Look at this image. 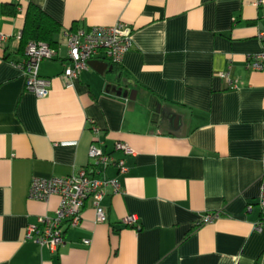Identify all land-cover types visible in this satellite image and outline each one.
<instances>
[{
  "label": "crops",
  "instance_id": "1",
  "mask_svg": "<svg viewBox=\"0 0 264 264\" xmlns=\"http://www.w3.org/2000/svg\"><path fill=\"white\" fill-rule=\"evenodd\" d=\"M10 4L15 17L3 14ZM29 4L61 26L56 58L39 69L52 81L46 98L26 90L16 66ZM118 22L133 30L122 64L100 53L67 88L64 32ZM259 33L264 0H0V264H264V228H254L264 188V72L246 68L247 55L263 48ZM226 71L237 88L219 76ZM119 92L135 93V102ZM95 141L127 168L106 171L121 184L101 203L106 221L97 222L89 200L58 250L25 241L28 226L60 202L29 200L32 180L87 167ZM128 216L137 229L122 223Z\"/></svg>",
  "mask_w": 264,
  "mask_h": 264
},
{
  "label": "built area",
  "instance_id": "2",
  "mask_svg": "<svg viewBox=\"0 0 264 264\" xmlns=\"http://www.w3.org/2000/svg\"><path fill=\"white\" fill-rule=\"evenodd\" d=\"M133 30L129 24L118 22L113 26H95L88 30L65 31L66 48L71 60V66L66 68L61 78L67 88H73L81 73L89 68V62L96 55L103 53L113 64L120 66L127 52L133 47ZM259 40L263 43L260 52L249 54L246 57V68L253 72H264V33H259ZM5 37L0 35V42ZM57 49L44 42H30L26 46L25 58L16 66L23 72L28 92L38 98H46L50 94L52 81L40 76L39 69L42 62L55 59ZM226 80L229 88H237L235 81L228 71L219 74ZM99 128L93 127V134L99 133ZM116 150L125 156L134 155V151L125 143H117ZM89 165L63 178H34L29 186V200L47 201L52 196L60 199L59 205L53 216H40L36 224L29 225L25 233V241L33 242L40 247H47L52 251L58 250L64 243L67 228H75L81 224L86 203L91 200L95 209L97 222L106 221V212L101 206L107 191L111 188L114 192L121 191V184L116 179L106 177V171L115 165L119 173L125 174L124 159L115 161L111 155L101 147L92 143L88 152ZM261 214L254 225L256 231L264 228V188L257 201ZM253 210V205L246 207L247 213ZM221 214L208 213L203 215L195 224V228L213 223ZM126 226L137 229L138 219L128 216L122 220ZM85 240L84 244L89 245Z\"/></svg>",
  "mask_w": 264,
  "mask_h": 264
},
{
  "label": "trees",
  "instance_id": "3",
  "mask_svg": "<svg viewBox=\"0 0 264 264\" xmlns=\"http://www.w3.org/2000/svg\"><path fill=\"white\" fill-rule=\"evenodd\" d=\"M3 14L15 17L19 14L18 5L10 4L3 6ZM61 31L58 22L48 16L40 8L29 4L25 10V23L21 35V47L26 49L30 42H44L50 47L56 48V36Z\"/></svg>",
  "mask_w": 264,
  "mask_h": 264
},
{
  "label": "water",
  "instance_id": "4",
  "mask_svg": "<svg viewBox=\"0 0 264 264\" xmlns=\"http://www.w3.org/2000/svg\"><path fill=\"white\" fill-rule=\"evenodd\" d=\"M94 63H96V62H92V61H90L89 62V65L90 66H92ZM104 68L106 67V65H104L103 66ZM119 95L120 96H123L124 98H128V97H130V99L133 101V102H135V100H136V94L134 93V95L133 94H127V93H122V92H119Z\"/></svg>",
  "mask_w": 264,
  "mask_h": 264
}]
</instances>
